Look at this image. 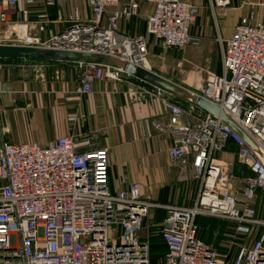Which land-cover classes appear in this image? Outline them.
<instances>
[{
    "label": "built area",
    "instance_id": "built-area-1",
    "mask_svg": "<svg viewBox=\"0 0 264 264\" xmlns=\"http://www.w3.org/2000/svg\"><path fill=\"white\" fill-rule=\"evenodd\" d=\"M142 1L153 4L145 31H121L122 19L143 14ZM210 1L214 16L226 13L231 4ZM86 2L88 17L82 15L79 0H0V43L86 53L88 57L76 60L82 96L93 91L98 79L131 74L129 62L150 68V44L185 47L197 41L191 27L200 5L192 0ZM52 6L58 10L55 17ZM219 40L221 71L207 68L202 87L183 86L190 96L152 81L133 88L139 98L160 97L170 112L167 127L174 140L168 152L185 168L182 177L197 182L194 203L153 202L142 197L137 182L114 191L109 148L98 144L94 130L79 137L68 132L45 144L4 138L0 264H152L146 223L152 208L166 210L160 234L167 250L159 264H264V21L245 15L229 37ZM4 59L0 57V69ZM28 59L19 58L18 64H35ZM198 94L219 105L221 113L198 105L193 99ZM182 97L191 103L184 105ZM76 118L75 113L69 116ZM230 143H235L239 171L233 160L219 156L232 151ZM82 145L89 147L81 150ZM200 216L234 226L233 232L224 233L233 239L226 252L199 236Z\"/></svg>",
    "mask_w": 264,
    "mask_h": 264
},
{
    "label": "crops",
    "instance_id": "crops-1",
    "mask_svg": "<svg viewBox=\"0 0 264 264\" xmlns=\"http://www.w3.org/2000/svg\"><path fill=\"white\" fill-rule=\"evenodd\" d=\"M81 1L84 10L87 2ZM192 1L200 5L191 27L197 41L176 55L167 51L176 46L161 48L150 44L148 61L155 71H164L162 67L169 68L183 58L186 65L191 64L189 72H199L202 76L203 70L200 71L197 65L205 62L220 72L219 38L229 37L235 24L245 15L264 21V0H231L227 12L217 17L210 0ZM141 8V16L120 21L121 31L130 34L145 31L146 14L153 10V4L142 1ZM59 26L64 27L62 23ZM52 31L51 28L46 35ZM96 57L111 60L107 56ZM4 58L6 64L0 69V143L5 138L15 143L37 141L45 144L68 132L79 137L83 131L94 130L98 144L109 148L110 186L114 191L137 182L142 197L153 202L194 203L196 182L182 177L185 168L173 162L168 152L174 140L167 127L170 112L160 97L146 95L139 98L133 92L135 84L148 83L149 80L134 74H125L119 80L98 79L93 91L81 96L78 92V66L74 59L28 57L25 62L35 64L21 66L19 59ZM189 72L175 79L188 89H196L195 76L192 74L194 77L190 80ZM181 101L186 106L191 103L187 97H182ZM73 113L77 118L70 120ZM88 147L82 145L80 149ZM229 149L232 151H222L219 156L233 160L236 171H239L242 166L233 152L235 143H230ZM165 212L164 208L150 210L146 223L150 226L151 241L160 233Z\"/></svg>",
    "mask_w": 264,
    "mask_h": 264
},
{
    "label": "water",
    "instance_id": "water-1",
    "mask_svg": "<svg viewBox=\"0 0 264 264\" xmlns=\"http://www.w3.org/2000/svg\"><path fill=\"white\" fill-rule=\"evenodd\" d=\"M44 57V58H55V59H74L78 60L81 58H86L88 55L86 53L67 50V49H56V48H49L43 47L38 45H31V44H23V43H0V57H12V58H28V57ZM126 70L131 74L139 76L145 80L157 82L162 84L175 92L184 93L177 91L178 84L176 82L167 80L161 76L159 73L145 67L142 65H135L131 62L127 63ZM184 89V88H183ZM185 90V89H184ZM194 101L202 106L209 112L214 114L221 113L219 105L210 101L206 97L201 94L195 96ZM222 116L230 122H233L232 118L222 112Z\"/></svg>",
    "mask_w": 264,
    "mask_h": 264
},
{
    "label": "trees",
    "instance_id": "trees-1",
    "mask_svg": "<svg viewBox=\"0 0 264 264\" xmlns=\"http://www.w3.org/2000/svg\"><path fill=\"white\" fill-rule=\"evenodd\" d=\"M33 58L42 57L33 56ZM9 59H12V57H9ZM197 223L199 226V236L204 241L215 245L221 252H226L229 249V245L233 239L226 236L224 233L227 230L233 232L234 226L232 224L204 216L198 217ZM157 236L158 237H154L151 241L152 264H159L161 257L164 256L167 250V246L161 234L159 233ZM238 240L241 241L240 239H237V241Z\"/></svg>",
    "mask_w": 264,
    "mask_h": 264
},
{
    "label": "rangeland",
    "instance_id": "rangeland-1",
    "mask_svg": "<svg viewBox=\"0 0 264 264\" xmlns=\"http://www.w3.org/2000/svg\"><path fill=\"white\" fill-rule=\"evenodd\" d=\"M82 3V1L80 0L79 1V3ZM81 5V4H80ZM58 10H57V7L56 6H52L51 7V10H50V13H51V15L52 16H54L55 15V12H57ZM81 13H82V15H84V16H90L91 15V11H90V8H89V6L87 5L86 6V8L84 9V10H82L81 9ZM219 14H217L216 15V17L218 16ZM186 46H189V45H186ZM185 46V47H186ZM185 47H178V48H176V47H171V48H168L167 49V51L168 52H172V54H174V55H176V54H179V52L180 51H182ZM218 51L222 48V43L220 42V40H219V46H218ZM158 50V49H157ZM150 55V54H149ZM150 57V56H149ZM187 61V60H186ZM215 66V65H214ZM190 67H191V64L190 63H187V65L185 64V60L182 58V59H180V60H177L174 64H172V66H170L169 68H164V67H162V69L164 70V71H160V72H157V71H155L154 69H152V68H149V69H151V70H153V71H155V72H157V73H159L161 76H163L165 79H166V81L167 80H170V81H173V82H176L177 84H178V86H179V88H181L182 87V89L184 88L183 86H184V84L183 83H181L180 82V80H177V79H175V78H177V77H182V75H184L183 73H188L189 72V70H190ZM197 67H198V69L200 70V71H202V76H200L199 74V72H194V71H190L189 72V74H190V80L191 79H193V77L195 76V85H196V89H197V87L199 88V87H202V85H204V75H205V70L207 69V68H211L209 65H208V63H201V65H197ZM148 68V67H147ZM214 68V67H213ZM165 73H168L169 75H166ZM192 74H194V76H191ZM184 89H186V88H184ZM185 94V93H184ZM187 94V93H186ZM238 162V161H237ZM235 163V162H234ZM239 163V162H238ZM195 182V181H194ZM196 186H197V182H196ZM165 214H166V212H165ZM151 231V230H150ZM152 235V234H151ZM156 251V250H155Z\"/></svg>",
    "mask_w": 264,
    "mask_h": 264
},
{
    "label": "bare ground",
    "instance_id": "bare-ground-1",
    "mask_svg": "<svg viewBox=\"0 0 264 264\" xmlns=\"http://www.w3.org/2000/svg\"><path fill=\"white\" fill-rule=\"evenodd\" d=\"M146 64H147V66H149L150 65V63H149V61H148V59H147V62H146ZM179 87V86H178ZM177 91H179V92H184L187 96H190L191 95V91H189V90H184V89H182V87L181 88H178L177 89Z\"/></svg>",
    "mask_w": 264,
    "mask_h": 264
}]
</instances>
